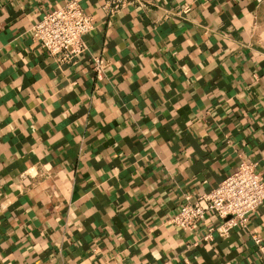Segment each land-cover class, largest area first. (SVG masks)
Wrapping results in <instances>:
<instances>
[{
    "label": "crops",
    "instance_id": "obj_1",
    "mask_svg": "<svg viewBox=\"0 0 264 264\" xmlns=\"http://www.w3.org/2000/svg\"><path fill=\"white\" fill-rule=\"evenodd\" d=\"M68 1L0 0V264H264V205L168 222L242 162L264 182V0H77L59 64L31 29Z\"/></svg>",
    "mask_w": 264,
    "mask_h": 264
},
{
    "label": "built area",
    "instance_id": "obj_2",
    "mask_svg": "<svg viewBox=\"0 0 264 264\" xmlns=\"http://www.w3.org/2000/svg\"><path fill=\"white\" fill-rule=\"evenodd\" d=\"M132 0H103V10L113 15L130 4ZM94 29L93 19L86 14L77 0H70L62 7L46 13L32 27L31 37L39 47L57 63H69L71 58L84 50V37ZM105 63L92 59V71L99 77ZM264 205V182L255 172V165L242 162L235 171L227 175L210 192L186 200L168 222L181 229L191 231L208 213L221 221L215 229L220 237L233 228H245L248 218ZM214 228L204 236L211 239ZM254 238L257 243L258 240Z\"/></svg>",
    "mask_w": 264,
    "mask_h": 264
}]
</instances>
